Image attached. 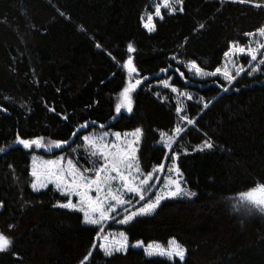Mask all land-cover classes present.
Returning a JSON list of instances; mask_svg holds the SVG:
<instances>
[{
  "label": "trees",
  "instance_id": "trees-1",
  "mask_svg": "<svg viewBox=\"0 0 264 264\" xmlns=\"http://www.w3.org/2000/svg\"><path fill=\"white\" fill-rule=\"evenodd\" d=\"M127 1L0 0V233L12 241L0 252V264H81L86 255L84 264H146L127 253L105 256L94 247L81 213L58 206L66 196L52 186L31 190L29 152L13 145L17 135L70 146L85 132L135 128L142 133L141 171L166 167L175 153L182 181L195 195L165 200L152 214L115 228L135 236L162 231L185 248L190 264H264V219L245 222L229 208L234 196L264 185V65L250 76L254 62L244 58V71L231 85L219 78L196 81L184 67L196 62L213 71L230 42L246 46L253 37L245 33L264 26V0H181L172 13L164 8L153 17L151 31L141 18L154 13L153 0H136L127 18L130 34L104 42L83 67L41 58L40 50L67 52L100 43ZM129 56L138 73L133 82H142L130 93L132 111L117 113L129 81L122 69ZM116 73L119 85L110 90L106 82ZM160 80L199 93L203 104L153 85ZM178 101L181 114L194 123L183 124L167 152L160 133L171 134L181 123ZM205 141L213 147L194 150Z\"/></svg>",
  "mask_w": 264,
  "mask_h": 264
},
{
  "label": "snow or ice",
  "instance_id": "snow-or-ice-1",
  "mask_svg": "<svg viewBox=\"0 0 264 264\" xmlns=\"http://www.w3.org/2000/svg\"><path fill=\"white\" fill-rule=\"evenodd\" d=\"M180 2L181 0H158L155 4L154 15L157 17L161 16V7L167 9L169 13H172L175 11L174 5ZM234 2L250 3L252 0H234ZM254 6L261 7L260 4H254ZM61 15H63V13H61ZM152 20L153 14L149 13L147 15V21L145 22L142 17L141 23L143 27L151 31L153 30ZM200 27H203V25H200ZM245 35L253 37L248 45L241 46L239 43L230 42L229 50L224 53V56L229 58L230 54L246 55L250 58L249 63L256 62V66L252 67L247 73L251 76L254 72L259 70L261 65H264V55H261L258 60V53H261V50L264 49V42L254 39L257 35L264 38V26L258 28L255 33H245ZM97 47H100V45H97ZM134 50L133 46L129 44L128 52L131 53ZM173 59H175V57H173ZM229 64L236 68L234 75L229 70ZM123 68L129 73V81L119 94L120 100L116 104L117 113H119L122 108L127 109L129 112L132 111L130 93L142 82L140 78H136L133 82L132 75L137 74L138 76V73L137 69L133 66L131 56L123 62ZM187 68L190 73L194 72L196 76H216L219 74L228 85H231L234 79L244 71L243 66H238L235 60L231 59L226 60L223 68L217 67L214 71H204L196 62H189ZM161 71L164 72L166 69H161ZM180 75L181 78H183L184 74L180 73ZM144 79H147V77H144ZM161 84L165 88L170 87L168 80L161 81ZM223 90L227 91L228 88L224 87ZM171 91L189 100L192 99L186 92L178 91L175 87H171ZM204 107L207 108L208 104L205 103ZM176 113L181 123L172 130L171 134L160 133L161 143L165 149H170L174 140L184 131V123L188 125L194 123L193 119L181 114L182 107L179 101L177 102ZM81 127H86V125H82ZM75 134L76 133H73V135ZM106 135L107 134L83 137L84 145L86 148L91 149L90 156L95 157L96 162H98V166H95L96 162H94V168L92 169L84 168L82 171H79L71 160L68 161L67 169L62 166L59 159L46 161L41 168H38L34 162L31 172V175L35 178L31 185L32 189L38 191L40 188L47 187L48 183L54 184L57 191L69 197L66 203H61L58 206L81 211L83 213L84 223L90 225H101L102 222L115 219V216L111 215L113 213L117 216L123 214L122 219L117 222L127 224L137 215L151 214L159 206L162 199L173 198L178 195L189 197L195 195L193 192L186 191L178 180L166 177L164 194L162 195L160 192H157L154 200L149 199L143 206L135 208L133 202L127 199L125 194L139 196L140 200H144L145 193L152 191L155 187L150 181L159 179V177H154L153 175V172L157 171V169L154 168L152 172L143 173L139 167L136 157V145H138L140 140L141 129L137 128L131 134H125L126 137L128 135L135 137V140H121L120 133H114L115 140L109 144L105 139ZM15 143L22 145L24 149L35 146L36 148L45 147L46 150H50L52 148H61L62 145L68 143V141H52L44 145L42 144V138L22 139L17 135ZM212 147L213 144L211 141H205L202 147H198L194 150H203ZM3 150L4 149H0V151ZM165 155H168V153L166 152ZM171 158L173 162H175L177 159L176 154L172 153ZM158 167L162 169L163 165L161 164ZM89 172H92L93 175H86V173ZM169 172H173L177 176L180 175L179 169L176 167L175 163L169 168ZM114 182L119 185L115 190H113ZM92 192H95L96 195H91L90 193ZM72 196L78 198L76 203L72 202ZM239 199L242 203H246L261 213H264V185L258 184L249 191L240 193ZM125 205L129 207H125ZM100 235L101 233L98 232L97 236L100 237ZM11 243L12 241L10 238L0 233V252L7 251ZM93 246L95 247L96 245L94 244ZM127 247L128 238L123 232L120 233L119 240L113 239L109 241V237L104 236L99 242V248L104 252L105 256L112 255L113 251L125 250ZM132 247H143L144 253L148 257L159 255L167 257L168 259L175 257L180 261L184 260L186 251L185 248L175 240H170L167 248L152 243L144 246L141 241L135 242ZM87 260L88 256L86 255L81 264H84V261Z\"/></svg>",
  "mask_w": 264,
  "mask_h": 264
},
{
  "label": "rangeland",
  "instance_id": "rangeland-1",
  "mask_svg": "<svg viewBox=\"0 0 264 264\" xmlns=\"http://www.w3.org/2000/svg\"><path fill=\"white\" fill-rule=\"evenodd\" d=\"M135 1L136 0H128L126 2L125 6L117 8V10L115 12V16H114L112 24H111V27H110L108 33L106 34V36L104 38H102L100 43H97L95 45L86 43V44H83L81 47H79L76 50L67 51V52H52V51L40 50L39 54H40L41 58L44 60H53V59L59 58V59L65 60L70 65H77L79 67H83L85 65L86 61L94 55L95 51L98 48H100L104 42H106L108 40L120 38V37H127L130 34V28H129V25L127 22V18L129 17V14L131 13L132 8L134 7ZM157 2H158V0L152 1V5L154 7V10H155V4ZM161 9H164V8L161 7ZM149 13H150L149 11H146L143 15L145 22L147 21V15ZM153 17H155L154 13H153ZM146 30L149 31L148 29H146ZM254 39L261 41V42H264V38H261L259 36H257ZM97 45H100V47H97ZM261 55H264V49L261 50V53H258V60L260 59ZM244 58L250 59L246 55H240V54H230L229 58H226L225 56H223V60L218 67L223 68L225 66L227 59L235 60V62L238 66H242V61ZM187 64L184 65L185 70L188 72L189 77H191L192 79H195L196 81H205V80L212 79V78H219V79L225 81L223 79V77L219 74L216 76H196L194 74V72L190 73L188 71ZM249 64H251V63H249ZM255 66H256V62H254L253 65L250 67L252 68ZM228 67H229V70L234 75L236 68L233 67L231 64H229ZM122 69H123L125 76L129 77V73L123 68V66H122ZM256 72H254V73H256ZM120 77H121V75L116 73L112 78H110L106 82L107 87L110 90L116 88L119 85V78ZM161 81H163V80L157 81L153 85L164 87L161 84ZM170 89H171V87H170ZM178 91L186 92L188 95H190L192 97V99L189 100L183 96H179L177 93H174L176 95V97L178 99H182V101L185 100V101L196 102V103L200 102L201 104H203V102H204L203 98L199 95V93H194V92H190L188 90H179V89H178ZM119 100H120V98L118 99L117 103L119 102ZM122 109H124V108H122ZM85 128L86 127H80L77 132H79L80 130H83ZM135 129H137V128H135ZM135 129L122 131V132L111 130V129H102V130H96V131H92V132H85L84 134H81V140H79L78 143L76 142V144L70 145V146L68 144H63L62 147L58 148V149L52 148L50 150H46L45 147L36 148L35 146H32L29 149H24L22 145H18L15 142L13 143V145L19 146V147L23 148L24 150H26L27 152H29L30 174L32 172L34 162L38 168H41L43 166L44 162L54 161V160H58V159L61 161V164L65 169H67L68 161L71 160L73 165H75L79 171H82L84 168H89V169L94 168V162H96V158L90 156L91 149L86 148V146L84 145V141H83L84 136H101V135L107 134L105 136V139L110 144L112 141L115 140V137L113 135L114 133H120L121 140H135V137H133L131 135H128L127 137L125 136L126 133L131 134L132 132L135 131ZM139 129H141V128H139ZM36 138H42V144H44V145H47L49 142H52L48 138H43V137H36ZM140 144H141V136H140V140H139L138 145H136L137 161H138V149H139ZM160 144H162L161 140H160ZM166 151L168 152L169 149H166ZM68 153H72V157L68 156ZM79 156L84 158V162H82L79 159ZM173 163H175V162H171L166 167L163 166L162 169L158 168L157 171L153 172L154 177H159V179L158 180L153 179L152 181H150V183L155 185V187L153 188L152 191L145 193V199L144 200H140L139 196H133L131 194H125L127 199H129L133 202L135 208H139V207L143 206V204L148 202L149 199L154 200L157 192H160L163 195L164 191H165L164 185H165V178L166 177H170L171 179L178 180L180 182L181 186L184 189H186V191L191 192L185 186V183L182 181V178L180 175L177 176L175 173L169 172V168L173 165ZM175 165H176V163H175ZM95 166H98V162L95 163ZM86 175L91 176V175H93V173L89 172V173H86ZM32 178H33V180L35 179L33 176H32ZM33 180H32V182H33ZM48 186H52L56 190V187L54 184L48 183L47 187ZM47 187L40 188L38 191H34L31 187V190L33 192L37 193V192L44 190ZM117 187H119V185L115 184V182H114L113 190H115ZM90 194L93 196L96 195L95 192H92ZM64 196H66V195H64ZM66 197H67V201H68L69 197L68 196H66ZM239 197H240V194L237 196H234L229 201V208L231 209V211L234 214H236V216L238 218L244 220L245 222L264 219V213H261L260 211H258L257 209L251 207L250 205H248L246 203H242L240 201ZM174 198L191 199V198H193V196L189 197V196H184V195H178V196L173 197V198H165V199L161 200L160 204L165 200L174 199ZM71 199H72L73 203H76L78 200V198L75 196H72ZM125 207H129V206L125 205ZM67 209H69V208H67ZM69 210L80 212L82 217H83V213L81 211H78L76 209H69ZM132 210H134V209H132ZM111 215L115 216V219H109L106 222H102L101 225H90V224L84 223L85 225L90 227V230L84 232V234L86 235L88 240H90L92 242L93 245L94 244L99 245V242L103 239L104 236L109 237V241H111L113 239L119 240L120 239V233L123 232L128 238V247L122 251H113V253L114 252L127 253L131 256V258H133L135 260H142L146 264H190V262L188 261V259L186 257V254H185V258L183 261H180L178 258H175V257L172 259H168L167 257H162L159 255H153L152 257L146 256L144 253L143 247H132V245L137 241H141V242H143L144 246H147L148 244L152 243V244H159L162 247L167 248L170 240H175L176 242H178V241L174 238H169L165 233H163L162 231H158V230H149L148 232H146L145 234H143L141 236H135L127 230H121V229L115 228L117 226L124 225V224L117 222L118 220L122 219L123 214L117 216L115 213H113ZM148 215H150V214H148ZM143 216H147V215H137L132 220H134L135 218H138V217H143ZM83 222H84V217H83ZM98 232L101 233L100 237L97 236Z\"/></svg>",
  "mask_w": 264,
  "mask_h": 264
},
{
  "label": "water",
  "instance_id": "water-1",
  "mask_svg": "<svg viewBox=\"0 0 264 264\" xmlns=\"http://www.w3.org/2000/svg\"><path fill=\"white\" fill-rule=\"evenodd\" d=\"M44 106H45V104H44ZM46 107V106H45ZM49 109V112H52V109L51 108H48Z\"/></svg>",
  "mask_w": 264,
  "mask_h": 264
}]
</instances>
